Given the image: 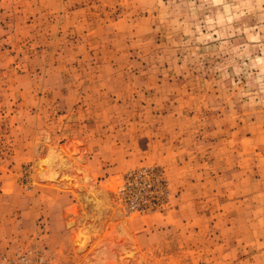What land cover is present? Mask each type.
<instances>
[{
    "label": "rangeland",
    "instance_id": "rangeland-1",
    "mask_svg": "<svg viewBox=\"0 0 264 264\" xmlns=\"http://www.w3.org/2000/svg\"><path fill=\"white\" fill-rule=\"evenodd\" d=\"M38 249L264 264V0H0V263Z\"/></svg>",
    "mask_w": 264,
    "mask_h": 264
},
{
    "label": "built area",
    "instance_id": "built-area-1",
    "mask_svg": "<svg viewBox=\"0 0 264 264\" xmlns=\"http://www.w3.org/2000/svg\"><path fill=\"white\" fill-rule=\"evenodd\" d=\"M53 256L45 249H38L29 254H22L17 257H7L0 264H51Z\"/></svg>",
    "mask_w": 264,
    "mask_h": 264
},
{
    "label": "bare ground",
    "instance_id": "bare-ground-1",
    "mask_svg": "<svg viewBox=\"0 0 264 264\" xmlns=\"http://www.w3.org/2000/svg\"><path fill=\"white\" fill-rule=\"evenodd\" d=\"M49 164V163H48ZM85 238H87V237H85Z\"/></svg>",
    "mask_w": 264,
    "mask_h": 264
}]
</instances>
